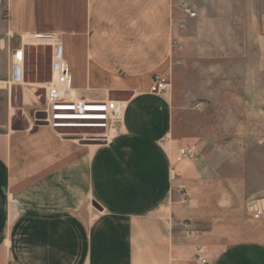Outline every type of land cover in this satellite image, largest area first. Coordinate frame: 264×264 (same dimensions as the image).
Instances as JSON below:
<instances>
[{"label": "crops", "instance_id": "obj_1", "mask_svg": "<svg viewBox=\"0 0 264 264\" xmlns=\"http://www.w3.org/2000/svg\"><path fill=\"white\" fill-rule=\"evenodd\" d=\"M138 2L89 0L87 21L74 26L69 25L68 10H52L54 0H25L7 25L0 13V55L9 50V79L12 52L22 50L25 56L26 46L37 45L35 35L53 34L64 59L65 53L71 59L72 65L65 60L72 85L78 84L86 75L79 67L85 46L70 27L80 29L82 39L93 32L91 53L99 63L114 57L128 67V60H134L140 70H128L124 81L105 68L86 75L89 82L106 77L116 91L134 93L118 101L125 106V116L121 133L111 143L84 144L86 138L31 121L26 128L0 135V264H203V259L205 264H264V220L238 218L237 228L222 229L219 239L212 230L184 227V213L172 200L178 180L172 173L185 179L198 173V165H175L172 171L171 164L179 148L194 146L182 141L195 138L175 139L171 117L132 116L151 110L146 96L150 78L168 73L172 33L164 7L156 6L155 21L153 12ZM17 3L12 0V6ZM132 9L138 17H132ZM51 18L60 20L54 26L59 33L40 32ZM14 36L20 43L11 47ZM23 67L24 59L19 98L26 110L36 102L35 86L45 88L51 74L44 84L25 82ZM6 83L0 88L10 87V80Z\"/></svg>", "mask_w": 264, "mask_h": 264}, {"label": "rangeland", "instance_id": "obj_2", "mask_svg": "<svg viewBox=\"0 0 264 264\" xmlns=\"http://www.w3.org/2000/svg\"><path fill=\"white\" fill-rule=\"evenodd\" d=\"M17 2L12 6V0H2L0 13L4 24L7 25L12 13L21 10L25 0ZM54 2L53 11L65 14L68 10L70 26L87 21L89 0ZM138 3L153 12L150 15L155 16V21L156 6L167 11L172 25L166 74L170 88L165 94L148 93L152 111L132 116L160 115L165 120L171 117L175 139L195 138L182 141L193 142L195 157L178 160L177 152L171 170L175 165L190 167L197 163L198 173L185 179L181 174L172 173L179 180L172 189V200L181 207L191 229L212 230L214 238L219 239L222 229L237 228L236 219H251L245 211L248 199L264 196V50L260 36L264 0H139ZM130 13L138 17L135 9ZM138 20L145 25L148 21ZM57 25L60 20L51 18L40 32L59 33L54 30ZM74 31L78 32V43L85 46L79 67L86 75L105 68L124 81L128 70L140 71L135 66L138 61L134 60H128V67H125L126 61L114 57L99 63L91 53L93 32L90 30L88 39L87 36L82 39L80 29L69 28L70 33ZM19 43V37L10 40L11 47ZM34 43L37 45L25 48L24 81L44 84L50 75L51 47ZM8 51L5 48L0 55V80L11 82L10 87L0 88V135L10 129L26 128L30 121L35 126H48L38 115L44 104V87H33L36 102L33 107L23 109L19 96L24 86L20 80L8 77ZM64 56L70 64L71 59L66 53ZM71 73L76 75L72 70ZM156 74L160 73H154L150 82ZM86 75L78 84H73L78 97L105 99L108 96L111 100L126 101L134 94L128 89L116 91L109 78L102 77L99 81L91 78L89 82ZM124 116L123 105L119 129L108 142L101 141L103 144L111 143L121 133ZM56 131L86 140L89 134L103 133V130L83 128ZM182 142H174L175 147Z\"/></svg>", "mask_w": 264, "mask_h": 264}, {"label": "built area", "instance_id": "obj_3", "mask_svg": "<svg viewBox=\"0 0 264 264\" xmlns=\"http://www.w3.org/2000/svg\"><path fill=\"white\" fill-rule=\"evenodd\" d=\"M194 16V14H190ZM261 40L264 50V14L260 19ZM34 40L39 44L51 47L50 74L51 78L44 88V104L38 115L41 121L54 130L66 128H80L103 130V133L89 134L87 139L108 142L119 129L122 119L120 102L111 99H83L73 94L72 78L68 62L63 57L62 46L53 34H38ZM12 79H21V64L24 55L22 50L12 52ZM16 69L18 74H16ZM170 88L166 76L156 74L151 79L150 92L165 94ZM85 138V137H82ZM195 155L194 147L178 149V160L191 159ZM246 214L255 221L264 220V196L248 199L245 203ZM186 229L190 225L184 223ZM205 264V260H201Z\"/></svg>", "mask_w": 264, "mask_h": 264}, {"label": "water", "instance_id": "obj_4", "mask_svg": "<svg viewBox=\"0 0 264 264\" xmlns=\"http://www.w3.org/2000/svg\"><path fill=\"white\" fill-rule=\"evenodd\" d=\"M16 74H18V70L16 69ZM84 144H103L101 141L99 140H83Z\"/></svg>", "mask_w": 264, "mask_h": 264}, {"label": "bare ground", "instance_id": "obj_5", "mask_svg": "<svg viewBox=\"0 0 264 264\" xmlns=\"http://www.w3.org/2000/svg\"><path fill=\"white\" fill-rule=\"evenodd\" d=\"M4 85H6V83H4V82H0V87H2V86H4ZM75 90H73V94H74V96H75Z\"/></svg>", "mask_w": 264, "mask_h": 264}]
</instances>
